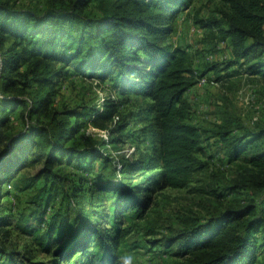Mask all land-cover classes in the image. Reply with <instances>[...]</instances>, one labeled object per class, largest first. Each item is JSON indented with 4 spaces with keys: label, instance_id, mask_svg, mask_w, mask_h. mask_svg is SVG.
Segmentation results:
<instances>
[{
    "label": "trees",
    "instance_id": "16d2710c",
    "mask_svg": "<svg viewBox=\"0 0 264 264\" xmlns=\"http://www.w3.org/2000/svg\"><path fill=\"white\" fill-rule=\"evenodd\" d=\"M17 2L0 0V130L12 128L8 112L24 115L25 121L5 138L9 154L0 158V181L9 178L16 164H31L44 152L42 166L26 188H33L40 205L56 197L76 204L82 218L46 223L42 232L31 225L16 226L39 250L54 256L50 264H111L117 242L130 230L120 224L124 218L141 217L149 206L150 195L141 193L184 187L196 170V154L202 152V133L186 120L184 98L197 76L185 51L159 43L170 34L174 15L188 0H46L41 10L20 8ZM228 2L223 20L227 27L220 30L232 44L234 59L213 63L208 70L224 72L239 65L264 82V0ZM210 22L220 27L219 21ZM70 66L83 77L111 78L121 96L134 94L148 101L145 115L139 117L140 129L124 133L129 126L125 123L106 125L118 111L113 99L101 109L57 110L55 84ZM80 116L106 130L107 139L82 138ZM71 117L72 123L66 119ZM230 132L213 135L238 167L231 189L249 188L260 199L229 207L182 231L184 238L175 252L185 259L180 264H256L264 253V122L239 135ZM131 136L148 147L136 159L114 158L112 150L121 138ZM95 160L109 171H95ZM63 162L74 164L77 180L60 171ZM135 172L140 178L132 183ZM86 194L93 204L87 209ZM106 200L110 203L103 206ZM1 210L0 228L5 221ZM107 216L113 217L110 228L102 227ZM7 243L0 242V264H47L28 257L22 263ZM73 250L76 255L69 259Z\"/></svg>",
    "mask_w": 264,
    "mask_h": 264
},
{
    "label": "rangeland",
    "instance_id": "374dc122",
    "mask_svg": "<svg viewBox=\"0 0 264 264\" xmlns=\"http://www.w3.org/2000/svg\"><path fill=\"white\" fill-rule=\"evenodd\" d=\"M45 1L18 0L17 6L41 10ZM228 3V0H188L174 15L170 34L159 42L185 51L197 76V82L184 94V98L188 104L186 120L201 130L202 152L196 154V170L184 187L155 188L152 193H141L142 197L150 195L149 206L141 217L124 218L120 224V227L129 226L130 230L117 242L111 264H122V258L126 255L133 257V264H180L185 259L175 252L178 251V243L184 238L182 231L193 223L207 222L229 207L254 204L260 199V194L249 188L235 192L231 189L238 167L228 160L225 144L213 135L214 131L223 130H230V136L239 135L253 129L257 122H264V82L260 78L248 75L244 67L240 68L239 65L224 72L208 70L213 63L234 59L232 44L220 30L227 27L223 20L224 13L229 12ZM93 8L92 12L96 11V7ZM211 20L219 21L220 27L214 22L209 23ZM55 87L58 95L54 107L60 112L70 108L81 111L92 106L101 109L108 99H113L118 101L119 107L115 118L106 123L108 127L119 121L120 125H129L124 133H133L142 125L139 117L145 115L144 108L148 101L140 100L134 94L119 95L111 78L100 81L98 78L83 77L70 66L68 73L56 82ZM8 118L12 128L0 130L2 159L9 154L6 136L10 130L19 131L25 121L24 115L16 111L8 112ZM66 119L70 123L74 120L72 117ZM78 123L82 138L91 141L107 139V131L94 127L86 117L80 116ZM121 139L116 150H112L114 158H139L149 145L142 144L132 136ZM37 154V151H33V156ZM37 158L31 164H16L9 178L0 181V207L5 217L0 228V242H9L5 245L16 250L17 259L22 263L28 257L50 264L54 256L39 250L31 236L18 225L25 228L31 225L42 232L45 231L46 223L66 224V221L73 219L80 221L82 215L76 204L67 205L60 197L51 199L47 205H40L34 200L33 188L27 189L26 185L41 168L44 152ZM30 159L31 156L28 161ZM59 167L69 178L76 179L78 172L74 164L63 162ZM94 169L106 174L110 168L103 169L99 161L95 160ZM0 175H3V170H0ZM72 175H76L75 178ZM132 177V183L140 178L137 172ZM97 195L95 192L92 201L96 200ZM108 203L110 200H106L103 206ZM92 205L90 195L86 194L84 208ZM127 214L125 212L124 216ZM107 219L109 221L103 222L102 227L110 228L113 217ZM91 223L95 224L93 221ZM261 231L257 234L259 238L262 236ZM75 253L73 250L69 259ZM118 257L121 259L118 260ZM257 258L256 264H264V253Z\"/></svg>",
    "mask_w": 264,
    "mask_h": 264
},
{
    "label": "clouds",
    "instance_id": "9594fccd",
    "mask_svg": "<svg viewBox=\"0 0 264 264\" xmlns=\"http://www.w3.org/2000/svg\"><path fill=\"white\" fill-rule=\"evenodd\" d=\"M121 258L118 257V260ZM122 264H133V257L131 255H126L122 258Z\"/></svg>",
    "mask_w": 264,
    "mask_h": 264
}]
</instances>
